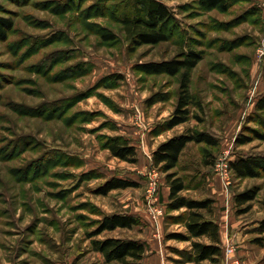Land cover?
Masks as SVG:
<instances>
[{"label":"rangeland","instance_id":"obj_1","mask_svg":"<svg viewBox=\"0 0 264 264\" xmlns=\"http://www.w3.org/2000/svg\"><path fill=\"white\" fill-rule=\"evenodd\" d=\"M159 1L175 15V35L132 51L118 18L120 0H0V17L15 23L0 38V264H107L93 251L94 239L145 238L150 227L159 235L162 220L164 233L178 232L160 203L166 180L153 166L152 151L189 128L211 132L220 146L210 148L213 166L205 165L204 146L187 148L179 167L189 189L184 194L213 197L224 248L227 241L236 247L239 264H264V247L253 242L264 219V178L238 180L230 171L226 186L217 170L238 153H264L261 140L235 146L245 126L262 131L249 119L264 94V0H235L227 12L205 11L197 0ZM110 33L116 39L104 40ZM191 39L206 51L193 74V92L204 106L193 111L202 121L192 118L154 135L174 111L178 79L144 73L138 65L171 60ZM116 136L137 147V164L111 155L105 144ZM112 177L140 187L96 194ZM153 177L164 210L157 224L151 213L149 225L138 216L140 225L132 229L91 238L102 213L130 214L135 199L150 210ZM253 187L260 191L252 209L239 214L235 195ZM189 251L190 244L172 241L166 261L196 264Z\"/></svg>","mask_w":264,"mask_h":264},{"label":"trees","instance_id":"obj_2","mask_svg":"<svg viewBox=\"0 0 264 264\" xmlns=\"http://www.w3.org/2000/svg\"><path fill=\"white\" fill-rule=\"evenodd\" d=\"M103 2L114 0H102ZM198 5L205 11L221 10L227 12L234 5L235 0H197ZM117 11L122 20L123 31L129 43L130 50L144 46H158L171 41L178 28L173 11L159 0H120ZM104 8V7H103ZM107 11V4L104 8ZM255 15L260 10L255 9ZM15 27L11 18L0 17V38H7ZM106 41H114L115 35L110 33L103 36ZM199 41L191 39L181 48L177 57L171 60L148 62L138 65V68L147 74H165L178 79L177 102L171 116L158 125L154 135L173 130L187 124L192 118L202 121L199 113L193 109L204 110V106L193 92V74L199 64L205 59L206 51L200 49ZM121 79V76H112ZM157 101L151 100L152 104ZM249 122H254L262 128L245 126L242 133L235 139V146L242 147L255 140L264 141V94L260 95L255 103L254 113ZM191 144L201 145L205 156V165L213 166L215 154L210 150L220 146V138L207 130L189 128L183 133L176 134L160 143L153 152V166L165 175L167 186L170 188L166 204V220L172 224H181L185 232H170L166 240L190 242L189 259L191 262L202 264L210 262L221 264L224 259V246L221 239L220 224L215 218L216 200L207 196L193 198L184 194L189 190L185 177L179 171L182 156ZM106 148L111 155L130 164L139 162L137 147L123 136L110 137L106 141ZM229 169L238 180L264 178V153L236 154L230 160ZM140 187L137 181L127 178L112 177L95 189L98 195L107 196L116 190H126ZM260 189L253 187L235 195V204L239 214H245L252 209ZM179 212L178 215H172ZM96 221L97 227L90 234L91 238L98 237L106 232L117 229H132L140 225V220L133 215L123 213H102ZM257 237L254 243L264 247V219L254 229ZM94 252L102 255L107 264H146L145 258L148 246L145 242L133 238L105 237L92 241Z\"/></svg>","mask_w":264,"mask_h":264},{"label":"crops","instance_id":"obj_3","mask_svg":"<svg viewBox=\"0 0 264 264\" xmlns=\"http://www.w3.org/2000/svg\"><path fill=\"white\" fill-rule=\"evenodd\" d=\"M164 141L165 140H163L161 142H156V145L153 146L152 154L157 149L158 145ZM169 192H170V188L166 184L164 187V191L162 193V198H161V202H160L161 205H164L165 209H166V204L168 202ZM135 200H137V203L135 201L132 202V208L133 209H132V211H130V215H133L134 217H136L138 219H139L138 216H140L142 219H144L145 222H147L146 224H148V223L151 224V212L148 209V207L145 205V201L139 200V199H135ZM215 206H216V203H215ZM165 212H166V210H165ZM175 213L177 215L179 214V212H173L171 214L176 215ZM162 221L160 222V224H161L160 229H162V230H160L159 235H155L153 230H151L152 228L150 227L149 228L150 231L147 233L145 238H137V240H141V241L145 242L148 246V250H147L146 258H145L146 264H168V262L166 261V258H165V253L167 252V248L171 244V242L176 241V240H166L165 239L166 233H164V227H163ZM176 228H178V232H185L186 233V231H187L186 228L181 224H177ZM173 232H175V230H173ZM221 239H222V242H224V237H223L222 233H221ZM185 243L190 244V242H185ZM182 249H183V247H182ZM190 249H191V247H190ZM244 252L245 251H242L241 254ZM205 263H207V262H204L202 264H205Z\"/></svg>","mask_w":264,"mask_h":264},{"label":"built area","instance_id":"obj_4","mask_svg":"<svg viewBox=\"0 0 264 264\" xmlns=\"http://www.w3.org/2000/svg\"><path fill=\"white\" fill-rule=\"evenodd\" d=\"M217 170L220 172L223 170L222 175L223 179L225 180L226 186L230 185L229 180V165L228 164H221L219 163L217 166ZM157 173V172H156ZM155 173V176H156ZM160 198L158 193V183L157 178L153 177L150 183V187L147 191V203L150 208V211L153 215V219L158 223L159 219L164 215V210L158 207ZM159 227V226H158ZM236 247L230 242L227 241L225 248H224V258L227 264H239V260L235 259Z\"/></svg>","mask_w":264,"mask_h":264}]
</instances>
